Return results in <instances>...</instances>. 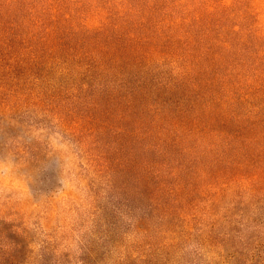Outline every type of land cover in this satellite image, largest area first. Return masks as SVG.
<instances>
[{"label":"trees","instance_id":"obj_1","mask_svg":"<svg viewBox=\"0 0 264 264\" xmlns=\"http://www.w3.org/2000/svg\"><path fill=\"white\" fill-rule=\"evenodd\" d=\"M255 1L0 0L3 72L66 102L65 128L98 172L129 176L141 155V197L169 168L201 186L264 179Z\"/></svg>","mask_w":264,"mask_h":264},{"label":"rangeland","instance_id":"obj_2","mask_svg":"<svg viewBox=\"0 0 264 264\" xmlns=\"http://www.w3.org/2000/svg\"><path fill=\"white\" fill-rule=\"evenodd\" d=\"M253 6L255 24L264 25V0ZM3 64L0 262L264 264V179L201 186L169 168L163 191L141 197V155L129 176L98 172L65 128L75 126L66 102L38 96L39 87L7 77Z\"/></svg>","mask_w":264,"mask_h":264}]
</instances>
